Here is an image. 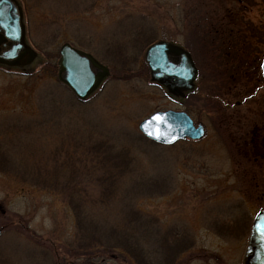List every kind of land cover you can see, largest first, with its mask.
I'll return each mask as SVG.
<instances>
[{
  "label": "rangeland",
  "instance_id": "obj_1",
  "mask_svg": "<svg viewBox=\"0 0 264 264\" xmlns=\"http://www.w3.org/2000/svg\"><path fill=\"white\" fill-rule=\"evenodd\" d=\"M17 1L38 56L24 68L0 66V264H138L129 245L168 264H242L253 217L264 208L262 71L256 94L244 84L221 92L215 105L205 93L226 79L199 35V67L210 75L192 98L153 84L144 59L160 39L196 51L191 37L203 26L195 22L207 8L229 5ZM230 1L251 47L249 36L264 35V0ZM63 43L110 69L84 102L58 81ZM166 109L186 111L205 136L169 146L147 140L139 122Z\"/></svg>",
  "mask_w": 264,
  "mask_h": 264
},
{
  "label": "water",
  "instance_id": "obj_2",
  "mask_svg": "<svg viewBox=\"0 0 264 264\" xmlns=\"http://www.w3.org/2000/svg\"><path fill=\"white\" fill-rule=\"evenodd\" d=\"M33 58L35 52L24 41L22 12L16 0H0V63L17 65L25 53ZM178 56V62L174 57ZM151 78L164 85L169 93L183 95L193 86L195 69L189 55L181 47L166 41L150 45L145 52ZM58 77L79 99H85L108 75V68L91 55L68 43L59 48ZM264 74V62L262 65ZM160 117V119H155ZM145 137L163 144L179 139H200L201 126L195 127L191 118L182 111H158L138 125ZM110 264V263H103ZM243 264H264V209L252 220L243 257Z\"/></svg>",
  "mask_w": 264,
  "mask_h": 264
},
{
  "label": "flooded vegetation",
  "instance_id": "obj_3",
  "mask_svg": "<svg viewBox=\"0 0 264 264\" xmlns=\"http://www.w3.org/2000/svg\"><path fill=\"white\" fill-rule=\"evenodd\" d=\"M219 1L227 3L229 7L227 8L226 6L225 7L222 6L220 11H211L210 9L207 8L208 11L204 12L205 15L203 19H201L200 22L196 21L194 24V25L203 26V28L201 29L202 32L199 31L197 35L194 32L193 36L191 37L193 41L192 42L193 48H195L196 51L193 52L191 50V47L190 46L187 47L185 44L181 45V44L168 41L165 39L159 40V41L172 42L184 48L188 52L190 61L193 64V67L195 69V72L193 75V88L187 94L188 97L192 98V96H196L202 91V88H200V84L202 80L204 79L206 80L207 76L210 75V74L208 75L204 74L202 69L199 67L200 61L197 55L198 49L196 48V45L194 47L195 42L199 43V40H198V35H199V38L201 42L203 43V44H199L200 48H204L205 51L207 52L209 51L210 65L213 66L215 71L219 70L220 73L222 74V75L217 74V76L219 77L223 76L226 79L224 84L227 82L226 85L221 84L213 88L210 87L209 90L211 91L208 90V92L205 93L206 99L208 101L213 102V104L215 105H218V102L220 101V98H221V92H225L226 89H228V91L231 92L232 89H235L238 86H241L244 84H251L252 86L250 85V88L254 90L250 96H253L254 94L258 92V90L262 87L259 85L260 83L259 79L262 77L260 75L259 76L257 75V71L261 70V63H262V58L264 54V35H263V38H261L259 34L256 35L257 32L253 33L252 37L250 36L248 37L250 40L251 39L253 40L252 46L250 47L249 44H246L247 37H245V35L247 33H245L246 31L243 25L242 18L241 19L233 18L231 16L230 11H228L229 9H231V5L229 4L230 0H219ZM236 1L238 2V0ZM230 3L233 5L234 0H231ZM25 33L26 32L24 30V41L26 44L29 45V43L26 40ZM36 56H38V53L35 54V56L32 58L30 54L27 52L22 56V58L20 59L17 65L7 66V65L0 64V66L6 69L13 68V67H23L24 68V66H27L33 63L36 59ZM174 59L176 62H178V56L174 57ZM106 67L108 68L109 73L103 78V80L100 82L96 90L90 95H88L85 99L76 98L77 100L81 102L86 101L98 90V88H100V86L103 84V82L107 78H110L109 77L110 69L108 66ZM147 69L150 75V70L148 66H147ZM57 71H58V68H57ZM150 80L153 84L158 85L162 90L165 91V88L161 83L153 81L151 77H150ZM65 88L67 87L65 86ZM69 92L71 93L70 90ZM168 95L173 98H178L179 100L182 99L180 96L174 97L173 95H170V94ZM240 103L242 102L237 101L235 104L238 105ZM225 105L227 106L228 104L226 103ZM195 123L201 124V122H195ZM203 129H205V127ZM248 152L255 155V153L250 152V150ZM147 256L148 255L146 254H143L142 256V260L144 264H151V261H154V260H157L155 264H162L163 262H166L164 264H168L167 258L163 256L158 257V258L154 257V259H151L150 257H147ZM111 264L113 263L111 262Z\"/></svg>",
  "mask_w": 264,
  "mask_h": 264
},
{
  "label": "trees",
  "instance_id": "obj_4",
  "mask_svg": "<svg viewBox=\"0 0 264 264\" xmlns=\"http://www.w3.org/2000/svg\"><path fill=\"white\" fill-rule=\"evenodd\" d=\"M98 148L92 149V151H91V156L92 157L95 156V153H96ZM105 152H106V150H104L103 153L105 154ZM99 155H101V154H99ZM113 158H115V156H113ZM117 166H119V163H117ZM107 178H112V176H108ZM128 234L130 235V233H128ZM184 242H186V240H184ZM180 243H177V244H180ZM129 247H130L131 251L133 250L132 252L130 251V253H131L130 256L133 257L138 264H144L143 260H142V256H143L144 253H142L140 250H137V249L133 248V246H131V245H129ZM180 252H182L181 249L178 251V253L180 254ZM178 253H177V256L179 255Z\"/></svg>",
  "mask_w": 264,
  "mask_h": 264
},
{
  "label": "snow or ice",
  "instance_id": "obj_5",
  "mask_svg": "<svg viewBox=\"0 0 264 264\" xmlns=\"http://www.w3.org/2000/svg\"><path fill=\"white\" fill-rule=\"evenodd\" d=\"M155 119H160V117H156Z\"/></svg>",
  "mask_w": 264,
  "mask_h": 264
}]
</instances>
